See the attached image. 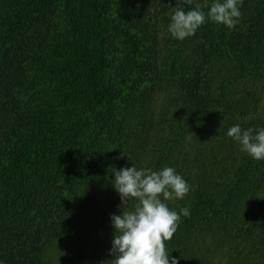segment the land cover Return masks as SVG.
Here are the masks:
<instances>
[{"label": "trees", "instance_id": "trees-1", "mask_svg": "<svg viewBox=\"0 0 264 264\" xmlns=\"http://www.w3.org/2000/svg\"><path fill=\"white\" fill-rule=\"evenodd\" d=\"M122 1L126 8L140 4V21L155 2ZM112 10L110 0H0V259L6 264H83V248L89 243H101L112 264L110 217L126 208L111 183L115 173L110 169L133 164L146 169L156 127L152 95L142 91L124 156L110 159L108 171L96 178L101 148L94 147L101 133L106 130L116 138L113 143L124 144V133L111 126L119 100L127 95L124 85L132 81L127 70H132L141 43V30L132 32L128 19L111 18ZM240 10L239 29L231 36L212 22L203 25L201 34L215 54L240 71L242 80L259 76L264 83V0H243ZM63 11L75 31L61 29L57 18ZM83 19L88 26L77 33L75 24ZM121 40L125 50H134L115 65L112 54ZM111 66L116 72L112 77L107 76ZM178 80L187 103L176 135L221 117L228 122L254 115L260 122L250 125L264 126L260 94L252 102L237 100V89L222 86L220 92L204 95L195 81L183 75ZM136 81L129 85L131 91L138 90ZM258 175L264 184V160L242 154L228 166L218 192L198 190L195 200L190 198L196 189L189 193L184 205L191 215L181 218L172 239L179 245V264L240 258L239 201L257 190ZM93 185L106 200L100 219L89 212ZM166 203L176 211L185 207Z\"/></svg>", "mask_w": 264, "mask_h": 264}, {"label": "rangeland", "instance_id": "rangeland-1", "mask_svg": "<svg viewBox=\"0 0 264 264\" xmlns=\"http://www.w3.org/2000/svg\"><path fill=\"white\" fill-rule=\"evenodd\" d=\"M110 1L113 5L111 18L117 17L120 22L122 19H128L132 24V32H135L137 28L141 30L138 35V38H141L138 57H135L136 61L132 70H127L129 79L137 80L138 90H130L129 85L133 83L132 81L129 85H124V94L127 95L119 100L115 109L114 124L111 129L116 133H124L123 146L113 143L116 138L111 137L106 130L97 139V146L94 149L98 151L101 148V153H98L97 172L99 175L97 174L96 178H101L102 173L108 171L110 159L124 156L134 132L140 93L147 91L152 95L156 127L153 129L152 142L154 143H152L153 147L146 160V169L158 171L164 167H173L187 181L191 189L189 193L196 189L191 194V198L188 193L182 200H173L181 206L187 205L189 198L195 200V193L198 190L203 192L207 188L210 193L214 190L218 192L224 183L228 166L234 164V160L240 155L247 154L240 150L238 143L226 135L228 129L235 124H240L242 128L252 127L250 125L252 121L259 120L254 115L245 117L248 120L235 119L228 122L221 117L211 119L210 122L199 123L186 133L176 135L175 130L178 129L180 118L185 114L184 104L187 103L184 86L178 77L183 75L191 79V83L195 81L197 89L204 95L218 93L222 86H225L239 91L237 100L246 98L248 102H252L251 98L256 99V96L258 98L260 94L264 104L263 79L256 76L242 80L239 76L240 71H233L229 61L222 59L224 55L215 54L211 42L204 39L201 34L203 26L192 37L183 41L174 39L167 28L170 13L173 7L177 6V0H155L150 8L149 16L143 21H140V4L126 8L121 0ZM211 2L212 0H193L191 5H185V10L194 8L198 4L204 11H207L204 5ZM65 14L67 13L64 11L60 12L57 18L61 29L75 31L71 20H68ZM85 26H88L85 19L75 24L77 33L85 30L83 29ZM221 28L227 30L231 36L236 31L235 29H239V25H236L234 29H229L224 25H221ZM122 42L124 40L118 41L120 49L118 48L119 51L112 54L114 57L112 62L116 63L115 65H122L121 60H123L124 53L134 50L131 47L125 50L126 47ZM112 68V66L108 68L107 76H115L116 72ZM119 80L115 81L119 82ZM133 93L134 95L131 96ZM253 103L252 106L258 108L259 103L256 101ZM260 106L264 107L261 104ZM62 112L59 110V115ZM80 114L81 111L73 117ZM81 143L86 146V138H81ZM260 177L261 175H258L256 180L254 179L260 183L257 190L251 195L244 194L243 199L239 201L240 220L243 223L238 237V241L241 242L240 258L228 257L223 264H264V184L263 178L260 180ZM95 188L96 186L93 185L89 212L95 218L100 219L106 200ZM136 202L135 200L134 203H127L123 207L128 211L134 210ZM176 233L172 239L176 237ZM196 238H198V233H196L195 240ZM172 239L165 242L166 249L171 256H175L179 245ZM195 240L192 239L196 242ZM83 250V264H110L101 243H89L84 246Z\"/></svg>", "mask_w": 264, "mask_h": 264}, {"label": "clouds", "instance_id": "clouds-1", "mask_svg": "<svg viewBox=\"0 0 264 264\" xmlns=\"http://www.w3.org/2000/svg\"><path fill=\"white\" fill-rule=\"evenodd\" d=\"M192 2L177 0V6L170 13L167 31L174 39L183 41L194 36L206 22L229 29L240 22L242 0H212L204 5L207 11L198 4L186 11L185 5ZM226 135L254 160H264V126L242 128L235 124ZM110 171L115 173L111 183L122 205L133 199L137 201L134 210L123 209L110 217L114 229L109 250L112 264H179L180 257L171 256L165 242L173 238L181 218L190 217L191 212L189 207L176 211L166 202L182 200L191 190L187 181L170 166L154 171L138 169L133 164ZM0 264H6L5 260L0 259Z\"/></svg>", "mask_w": 264, "mask_h": 264}]
</instances>
